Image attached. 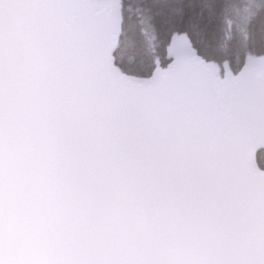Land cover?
Wrapping results in <instances>:
<instances>
[{
    "label": "clouds",
    "instance_id": "obj_1",
    "mask_svg": "<svg viewBox=\"0 0 264 264\" xmlns=\"http://www.w3.org/2000/svg\"><path fill=\"white\" fill-rule=\"evenodd\" d=\"M111 0H0V264H264V122L114 56Z\"/></svg>",
    "mask_w": 264,
    "mask_h": 264
},
{
    "label": "snow or ice",
    "instance_id": "obj_2",
    "mask_svg": "<svg viewBox=\"0 0 264 264\" xmlns=\"http://www.w3.org/2000/svg\"><path fill=\"white\" fill-rule=\"evenodd\" d=\"M109 10L121 66L194 78L264 122V0H111Z\"/></svg>",
    "mask_w": 264,
    "mask_h": 264
}]
</instances>
